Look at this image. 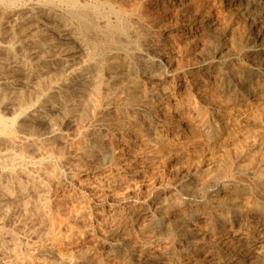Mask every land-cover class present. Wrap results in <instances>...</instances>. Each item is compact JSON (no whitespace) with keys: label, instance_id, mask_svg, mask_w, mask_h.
I'll return each mask as SVG.
<instances>
[{"label":"rangeland","instance_id":"374dc122","mask_svg":"<svg viewBox=\"0 0 264 264\" xmlns=\"http://www.w3.org/2000/svg\"><path fill=\"white\" fill-rule=\"evenodd\" d=\"M22 1H23V3H22ZM29 1L32 2V4H33V2H35L34 4H37V3L43 4V1H45L44 3H48V5L50 7L52 6L53 9L55 8V10H57V8H59L60 11H63L64 13L68 14V10H66L67 9L66 6L64 4H61L60 0H47L48 2L46 0H42V2H41V0L40 1L39 0H28V1L27 0H20V1L18 0V2H17V0H5L4 4L0 6V69H1V67L3 65H5V63H7L6 57L11 54L8 51L10 50V52H12V51L14 52L15 49H16V51L14 53H15V55L17 57L24 58V61H27V62H28L29 59L31 61L33 60L32 62L29 60V63H33L32 65L35 66L34 67L35 70L37 69L35 71L37 75H34L33 77H30L27 80V82H26V79H23L22 77H20L21 80L17 81L13 85H10V86H7V87L6 86L1 87V85H0V112L2 113V114L1 113L0 114L5 118L6 127L12 126L14 128V130H15V139H13V140L10 139L7 136V134H5V133H1L0 134V264H19V263L20 264H42V263L43 264H54L52 258L50 257V255L48 253H54V254L57 253V254H59L60 251L63 254V256H65V257H67L69 259H76V256H78L80 252L93 249L95 247L96 239L98 237H100V235L102 236V233L105 232L106 229H108L109 226L111 227V225H113L114 223L115 224L112 227H116L117 228V230H118V236L117 237H119V239H124L126 237H130V238H133V240H135V242H137L138 244H141V243H143L144 238H142V236H140V235L142 234L143 230L147 227L146 225L148 223V219L150 218L151 213L153 212V209H154V207L156 205L155 201L158 200V199H160V201H168L169 197H170V200H173V203L177 204L179 201H181V199L183 197V195H182V193L180 191V186H181V184H182V182L184 180H189L190 179L189 182L192 181L193 183L195 182V183L199 184L200 189H199V192L197 194L199 196H201L203 194L204 190L207 189L210 186V184L212 183L213 180H215V178H214L215 176H218V177H216V179L225 178V179L232 180L233 183L229 187V190H231V188L233 190L236 189L235 188L236 186H238V189H243L246 192H252L254 190L253 179L251 180V178H252L251 176H253L252 173H250V172L248 174L247 173H245V174L244 173H239L235 169V165L239 164V163L240 164L244 163V166L248 170L251 169V171H254V172H257V173H259V171H261L263 169V168H259L260 166L264 167L263 166L264 165V143H261V142H264V108H263L264 107V92H261V91L257 90L256 86H255V81L252 80L253 87L251 89L250 94L247 95V96H242L239 93V91L237 90V87L233 86V87H230L229 90L228 89L224 90V89H222L223 85L218 80H214V79L210 78V81H208V89L207 90H208L210 95H211V92L213 91V93L215 95L214 94H213L214 96L211 95V98L213 96L212 100L214 99L213 101H215V102L213 104H208V103L202 101L199 98V96L197 95V93H196V86L197 87L200 86L201 81L203 82L204 78L208 79L207 73L203 72L204 71L203 69L205 68V65H201L202 63H201L200 59L208 56L210 54V51L212 50V48L220 43L218 37L212 36V35H209V34H205V35H202L199 39H197V41H193L192 43L188 42L187 41L188 39H186V38H181L179 40L178 37H177V34H175L176 30L174 29V26L176 24V20L175 19H177V17H176L177 14H175L176 12L174 10L170 11L169 8H167L165 5L163 6L162 4L156 3V0H135V1L133 0L134 2H132V0H123V1L119 0L120 3L118 1H116V0H102V1H100V0H84L85 3L90 4L91 7L94 8L95 11H97L96 13L98 15L100 13V16H104L105 14H106L105 16H110L111 19L114 21V23L118 27L117 30H111V31L109 30L107 32L106 31H102L103 33L101 32V34H92L91 33V35L90 34L87 35V39L89 41L88 43H89L90 52L92 54H94V55L91 54L93 56V58L97 57L98 59H101L105 63V65L107 67L115 66V68L119 69V72H120L119 73V77H115L114 79H112L113 83H110V84H106L107 80L104 79V78L103 79H99L101 83H99V80L98 81H96V80L91 81L92 78H94V76H96V75H94L95 74L94 73L95 70H96V74L97 75L102 73L101 72L102 69H100V67H95L96 69L93 68V71L91 69L90 72L86 74V76L88 75L87 78H86V76H85V78H82L83 76L77 77V78H79L81 80H79L76 83V85L74 86V88H73L74 92L71 95V99H73V102L75 104H77L76 106L78 107V109H76L77 108L76 106L74 108L75 104L73 102L72 103H68V104L64 103V104L61 105L62 107L60 106L61 109H59L58 114L54 115L53 116L54 118L52 117L50 119L51 120V122H50V121H48V120H46L44 118H38V117L36 118L34 116H29V115H31V113H29V109H30L29 105L32 107V106H34V104L35 105L40 104L42 102V99L44 98V96L48 92V87H50L49 85L53 84L54 80H55L54 82L58 81V79L61 77V75L63 74V71H61L62 70L61 67L59 65H57L58 64L57 63L58 62L57 58L59 56H61L60 55V54H62L61 50H64L65 47H67L65 49L71 50V48L74 47V44L73 43H71V44L68 43V44H64V46H63V44L51 43L49 37H47V35L45 33V26L43 24L44 23V19L43 18L47 14L45 13V11H41L40 10V11L36 12V14L34 15V16L37 15L38 17L37 16L36 17H30L28 19L27 15H29V12L26 11L28 13L27 14L23 7H24L25 3H30ZM205 1L207 3H203L202 5H199V4L197 5V3L194 2V4L191 5L192 7L190 6L191 13H197L199 11L200 14L204 15V13L206 12L205 16L206 15H211L213 17H215L219 13V15L221 16L219 24H221V23L224 24L225 22L226 23L229 22V21H227V20H229L228 19L229 15L227 13V10H226V8L222 7V5L219 3V0H212L213 2L211 0H205ZM98 2H99V4H98ZM50 3H51V5H50ZM130 3H132V5ZM12 4L14 6H11ZM214 4L215 5L219 4L218 7L216 6L219 9V12L215 11V9L217 11H218V9L215 7ZM20 5L22 6V8H21ZM126 5H127V7H126ZM139 5H141V6H139ZM207 5L209 6V9H208ZM111 6H114V8H113V9H115L114 11H116L119 7H123L124 6L125 9H127V13H123V14L122 13H120V14L119 13H111V11H110L112 9ZM130 6H131V8H130ZM152 6H154V7H152ZM3 7H5V8H3ZM7 7H9V9L13 8V9H16V10H14V12H10ZM149 7H150V9H148ZM151 8H152V10H151ZM200 8H201V10H200ZM206 8H207V11L203 10V9H206ZM220 8H221V10H220ZM17 9H18V11H17ZM129 9H131V10H129ZM143 9H144V11H143ZM137 10H139V11H137ZM149 10L151 12H147ZM211 10H212V12H211ZM23 11H24V13H23ZM222 12L224 14L226 12V14L224 15ZM199 13H197V14H199ZM142 14L144 16H142ZM174 14H175L176 18H174ZM89 15H91L89 17L92 18V20H93V18H94L92 16L93 12H92V14L89 13ZM165 16H166V18H165ZM224 16H225V18H224ZM66 17H67L68 21H71V19L68 16H66ZM117 17H119V18H117ZM114 19H116V20H114ZM41 20H43V22ZM151 20H154V21L152 22ZM158 20L160 21V23H159ZM237 21L238 20L230 21V26H232L231 28L234 30V34H235L234 35V41H237L238 38L241 37L244 34V32H245L244 22H242V20L240 19L239 20L240 24H239V23H237ZM173 22H175V23H173ZM125 23H127V24H125ZM119 24H121V25H119ZM160 24H162V27L159 26ZM135 25H137V26H135ZM142 25H143V27H142ZM155 26H157V27H155ZM237 27L239 29H241V30H239ZM147 28H149V29H147ZM144 29H145V33L143 32ZM151 29H152V31H150ZM146 30H147V32H146ZM136 31H137V33H136ZM153 31H154V33H153ZM117 32H118V36L119 37L117 36ZM126 32H128V33H126ZM132 32H135V33L132 34ZM112 33L113 34L115 33V34L113 35ZM146 33L148 35H150V36L153 33V35L151 37L154 36V38H156V37L160 38V39L162 38L163 42H165V45H166V46H164L166 48L165 49V53H166L167 58L169 59V60L167 59V61H168L169 65H170V67L173 65L170 68V70L172 71V72H170V74L171 73H175V72L178 73L177 71H182V70L185 73V76L183 78L184 79L183 86H181V88L179 89V95H178V99L181 100V101H180V104H179V108L177 110L178 113L175 112L171 116H163V115L159 116L157 114V111H155V109H153L154 111L153 110L152 111L155 112V113L153 114V112L151 111V115H150V117L147 118V120H148L147 122H144V121L140 120V122H141L140 125L142 127H146L148 125L147 123H149V124H151V123L154 124L155 123V126H157L156 128H157V131H158V135H157L158 137L156 135H153V134H151V133H149V132L144 130V131H142V133L141 132L139 133L140 135L138 133H136L137 136H140V138H139V137L136 136L135 133H132L131 130L128 129L127 132H126L127 135L125 133L123 136H121L122 137L121 138L119 135L116 134V130H114V128L112 126H109V127L106 126V124L108 123L109 119L112 122V119H111L112 115L111 114H107V112H109V111H111V110H113L115 108H122V109L125 108L124 110L128 111V112H133V110H137V111L139 110L138 111L139 114H141V112H142L139 109V108H141V105L139 106L138 109L137 108L133 109V106H132V104H134L133 101H131L130 99L124 98L123 95H125V94H123V93H124V91H125V93L128 92V91H132L133 90L132 89L133 85L137 84V83L135 84V81L133 80L134 79L133 76L135 74L134 73L135 72L134 71L135 70L134 66H140L142 61L137 59V58H136L137 60L133 59V58H132L133 59L132 60L131 57H133L135 52H138V51H141V50H145L147 48V46L145 44H147V40H148L147 36L148 35ZM135 35H136V38H132L133 36L135 37ZM169 35H171V36H169ZM99 36H101V37H99ZM102 36H104V37H102ZM150 36H148V37H150ZM208 36H209V39L206 38ZM90 37H91V41L89 39ZM95 37H96V39H95ZM105 37H106V39H105ZM116 37H117V41H116ZM122 37H124V38H122ZM109 38L110 39L113 38V39L110 40ZM120 38L122 39L123 42H121ZM205 38L207 39V41H206ZM236 38H237V40H235ZM101 39H103V40H101ZM184 39H186V40H184ZM43 40L45 42L47 41L46 42L47 44ZM232 41L233 40H231V42ZM105 42H106V45H105ZM109 42H112L113 44L109 43ZM138 42H140V43H138ZM187 42H188V45H187ZM204 42H206V43L209 42L208 43L209 45L205 44ZM211 42L215 43V45H213ZM231 42H230V44H231ZM24 43H26V44L24 45ZM120 43H122V44H120ZM133 43H135L134 46H133ZM72 44H73V46H72ZM230 44L228 45V51H229L228 54H229V56L227 57V59H228L227 62H228V64H231L232 66L230 65L229 67L235 68L237 66L235 64H241V65H243L244 63L247 64V61L244 59L245 58L244 54L243 53H239L237 51V48L232 46L233 44L232 45H230ZM135 45H137V46H135ZM127 46H129V47H127ZM19 48H22V49L20 50ZM28 48H29V50H28ZM207 48H209L208 49L209 51L207 50ZM24 49H27V50H25L26 52L25 51L23 52ZM75 50H76V48L74 47V49L72 48L71 51H72V55L75 56L76 58L78 57L79 59H81L80 57L83 56L82 57L83 59H87L90 56V55H87L84 52L83 53L81 52L79 54L80 51L76 52ZM92 50H96V51H92ZM105 50H107V51H105ZM173 50H175V51H173ZM110 51L111 52L112 51H119V52L121 51V53H123V58H122L121 55L109 58V56L107 54ZM127 51L129 52V54H128ZM198 51L199 52L202 51L200 53V55H199ZM234 51L236 53H234ZM22 52L25 53V54H23ZM19 53H22L23 55L19 54ZM170 53H171V55H170ZM84 55H87V56H84ZM240 57H242V58H240ZM115 58L116 59L118 58V60L113 61V60H115ZM174 60H176V61L174 62ZM41 62H43V63H41ZM29 63H27V64L29 65ZM106 63H108V64H106ZM186 63H187V65H186ZM23 64H25V63L23 62ZM126 64H128V68L124 67V66H126ZM174 64L176 66L179 65L178 66L179 69ZM109 65H111V66H109ZM180 66H182V67H180ZM193 66L195 67V69H194ZM39 67H41V68L39 69ZM115 68L113 70H111V71H115ZM130 69H132V70H130ZM200 69H201V71H200ZM125 70H127V74H129V71H130V74H129L130 76H128L125 73L126 72ZM194 71H195V73H194ZM90 73H92V74H90ZM180 73H182V72H180ZM210 73H212V72H210ZM126 76H128V77H126ZM124 78H125L126 81H123V83H120V82H122V80H124ZM94 81H96V83ZM198 81L200 83H198ZM116 82L117 83L119 82V83L117 84ZM129 82H131V83H129ZM138 83L139 84H137V85H139V87L141 86L140 89L142 87H144V85H145L144 82H142L143 83V85H142L141 81L138 82ZM130 84H131V86H130ZM88 85L91 86L92 88L90 87L91 89H88V87H89ZM93 85H95V88L93 87ZM190 85H191V87H190ZM211 86H213V88ZM93 88H94V90H93ZM100 88L102 89V91H101ZM43 89H44V92H42ZM83 89H85L84 92H82ZM193 89H195V90H193ZM89 90L90 91L92 90L91 91L92 94L90 93ZM40 91H41V93H40ZM103 91H105V92H103ZM109 91L112 93V96H110L111 93ZM116 91H118V92H116ZM34 92H36V93H34ZM106 92H108L110 95L108 93H106ZM220 92H221V94H220ZM105 93L108 94V96H106ZM120 93L123 94V95H120ZM185 93H186V95H185ZM88 94H90V95H88ZM98 94H100V95H98ZM81 95L83 97H81ZM33 96H35L36 99H33L34 98ZM120 96H121V98H120ZM95 97L98 99V101H97V99L95 100ZM218 97L220 98L219 100H218ZM31 98H32V100H31ZM182 98H184V99H182ZM91 99L92 100L94 99V100L92 101ZM135 99L137 101H139L140 104H143V105L148 104V102H146L145 100H142V99L140 100V98H135ZM88 100H89V102H88ZM121 100L123 102H121ZM183 100H184V102H183ZM253 100H254V102H253ZM255 100H257V102ZM110 101H111V103H110ZM116 101H118V102H116ZM193 101H194V103H193ZM237 101H238V103H237ZM84 102H86L87 104L85 103V105H84ZM95 102H96V104H95ZM185 102H186V105H185ZM201 102H203L204 104L202 105ZM25 103H27V104H25ZM104 103H105V105H103ZM121 103H123V104H121ZM205 103H206V105H205ZM113 104H114V106H113ZM120 104L122 105V107H121ZM187 104H190L191 106H189ZM192 104H194V107H193ZM68 105H70V107ZM81 105L84 106V107H82ZM86 105H88L87 106L88 108L85 107ZM260 105H261V107H260ZM63 106H65L64 107L65 109L63 108ZM246 106H248V107H246ZM253 106L255 107V109H254ZM66 107H67V109H66ZM89 107L91 108L92 111L89 109ZM101 107L104 108V109H102ZM5 108H7L9 110V112H5ZM69 108H71V109H69ZM85 108H86V111H84ZM246 109H247V111H246ZM3 110H4V112H3ZM259 110L261 111L262 114L260 113ZM100 111H101L102 115H101ZM213 111L217 112L218 114H221L225 118L226 122H228V124L226 123L225 125H220V124L216 123L218 114H214ZM233 111H234V113H233ZM60 112H63V113H61V115L59 116ZM79 112H80V114H79ZM82 112H83V114H82ZM96 112H97V115H95ZM70 113H72V114L75 113V115L73 114V116H72V114H70ZM88 113H90V114H88ZM253 113H254V115H253ZM87 114H88L89 117L87 116ZM91 114H92V116H90ZM179 114H180V116H179ZM187 114H190L191 119H190V116L187 115ZM246 114H247V116H246ZM250 114H251V116H250ZM255 114H257L256 115L257 117L255 116ZM10 117H12L11 120L12 119H14V120L11 121L9 119ZM26 117H27V119H26ZM108 117H110V118L107 119ZM179 117H181V118H179ZM183 117H184V119H183ZM204 117H206V118H204ZM248 117H249V119H248ZM62 118H63V120H62ZM250 118L253 119L252 122H251ZM187 119L188 120L190 119V120L187 122ZM234 119H236V123L233 122ZM105 120L107 121V123H106ZM176 120L178 122L179 121L180 122L178 123ZM245 120L248 121V122H246ZM26 121L27 122L29 121V122L27 123ZM114 121H115V119H114ZM174 121H175V123H174ZM230 121H231V123H230ZM13 122H15V123H13ZM18 122H19V124H18ZM196 122H197V124H196ZM238 122H239V124H238ZM48 123L50 125H48ZM247 123H249V124H247ZM7 124L10 125V126H8ZM188 124H190V126ZM16 125H17V127H16ZM171 125H172V127H171ZM205 126L208 127V128H206ZM176 127H178V128H176ZM261 129H263V130L261 131ZM183 130H185V131H183ZM199 130H200V132H199ZM83 131L85 132L86 135L84 134ZM94 131H95V133H94ZM96 131H97V133H96ZM216 131L219 132V133H217ZM148 133H149V135H148ZM208 133H210V134H208ZM221 133L222 134L224 133V134L222 135ZM105 134L107 136H105ZM253 134L256 135V136H253ZM4 136H6V137H4ZM62 136H64V137H62ZM101 136H102V138H101ZM79 137H81V138H79ZM175 137H177V138H175ZM185 137H187V138H185ZM4 138H6V139H4ZM84 138L86 140L85 143H84V140H83ZM119 138L121 139L122 143L123 142L124 143L125 142H129L130 145L129 146L122 145L120 147L122 149L119 148L120 151L118 150V153L121 152V153L118 154V157L121 156V157H119V160H118V157H115L114 159H109V158H112V150H113V143L112 142H115L116 139H119ZM254 138H255V140H253ZM110 139H112V140H110ZM244 139H246V140H244ZM81 141H82V143H81ZM90 142L91 143L93 142V143L91 144ZM72 143L75 144V145H72ZM105 143H107L108 145L107 144L105 145ZM110 143H111V145H109ZM244 144H246V145L244 146ZM254 144H255V146H254ZM75 146H77V147H75ZM242 146H244V147H242ZM102 147L103 148L107 147L108 149L107 148L103 149ZM135 147L136 148L138 147V148L136 149ZM140 147H141V149H140ZM79 148H80V150H79ZM84 148H87V149H84ZM96 149H98V150H96ZM247 149L249 151H246ZM91 150L93 151L92 154L90 152ZM108 150H109V153H107L108 155L107 154L105 155V153H106L105 151H108ZM253 150H254L256 155L254 154ZM259 150H260V152H259ZM82 151H84V152L82 153ZM86 151L87 152L89 151V152L87 153ZM99 151L102 152V153H100ZM128 151H129V153H128ZM132 151H134V152L132 153ZM232 151H234V152H232ZM24 153H25V155H24ZM122 153H123V155H122ZM245 153H246V155H245ZM97 154H98V156H97ZM101 154H103V157H102ZM240 154L242 156H240ZM247 154H248V156H247ZM260 154H262V157H260ZM39 155L40 156L42 155V157H39ZM44 155H46V156H44ZM232 155H233V157H232ZM30 156H33V158L35 156L36 157L33 159ZM84 156H86L87 158L84 157ZM107 156H108V158H107ZM101 157L103 159L107 158L108 160L107 159L103 160ZM253 157L255 158V160H253L254 159ZM37 158H39V159L37 160ZM80 158H82L83 160H81ZM239 158H240L241 161L239 160ZM247 158L248 159L250 158L249 161H248ZM71 159H72V161H71ZM87 159L91 160L92 163H91V161H88ZM232 159H235V160H232ZM245 159H246V161H245ZM257 159H258V161H256ZM32 160H33V162H32ZM85 160L88 161V163ZM106 160H107V162H106ZM126 160L129 161V162H127ZM68 161H70V162H68ZM78 161H79V163H78ZM82 161H84V162H82ZM221 161H223V163H221ZM251 161H252V163H251ZM67 162H68V164H67ZM124 162H126V163H124ZM211 162L213 164L215 163L214 164L215 166ZM218 162L220 163V165L222 167L224 166L225 170L219 165ZM248 162H249V165H248ZM261 162H263V163H261ZM42 164H43V167H42ZM54 164H56V165H54ZM75 164H77L76 167H75ZM19 165H21V166L23 165V166L21 167ZM63 165H64V167H63ZM89 165H90V167H89ZM126 165L129 166L130 168L127 167ZM207 165H208V167L211 168L208 173L200 171L205 166L207 167ZM248 166H250V169H249ZM65 167L66 168H70V169H66ZM72 167L75 168L76 170L73 169ZM77 167H79V168H77ZM125 167H127L126 168L127 171L125 170ZM131 167H133V168H131ZM217 167L219 168V170H218ZM52 168L54 169L55 172H52L53 171ZM104 168H105V170H104ZM86 169H88V170H86ZM108 170L110 172H108ZM257 170H259V171H257ZM69 172H71V175H69L70 174ZM125 172H128V173H125ZM55 173L57 175H55ZM191 173H193V174H191ZM90 174H92V175H90ZM205 174H207V175H205ZM210 174H215V176L212 178V176ZM223 174H226V175H223ZM243 174H244V176H243ZM94 175H96V176H94ZM209 175L211 176V179H212L210 181V183H209V178L210 177H207L205 179V177L209 176ZM229 175H230V177H229ZM202 176H205V177H202ZM91 177H92V180H91ZM196 177L199 180H201L202 182H199ZM117 178H118V180H116ZM181 178H182V180H180ZM98 179H100V181ZM123 179H125V180H123ZM74 180H75V182H72ZM133 180H135V181L137 180V181L135 182ZM234 180H235V182H234ZM236 181H237V183H236ZM39 182L41 183L42 186L39 185L40 184ZM64 182H66V184L64 186L63 191L60 192V190H59V192H60L59 196L62 194L61 195L62 196V200L65 203L62 202L63 203L62 204V210H60V211L57 210L56 211L55 207L52 205L53 202H51L50 200L45 198V193H47L48 191L53 189L54 186H52V185H59V183L63 184ZM90 182H92L91 184H93V182H94V184L91 185V184H89ZM125 182H127V185H125L126 184ZM133 182L135 183L134 184L135 185L134 188H133ZM18 183H20V184H18ZM45 183H47V184H45ZM68 183H69V185H68ZM95 184H97L98 187ZM120 184H121L122 188H120ZM177 184L179 185V187H178ZM102 185L103 186L105 185L106 187L105 186L102 187ZM128 185H129V188L130 187L132 188V190H131V188L130 189L128 188ZM24 186H25V188H24ZM125 186H127V187H125ZM175 186L178 187V188H176ZM243 187H245L246 189L243 188ZM135 189H136V192H135ZM18 190H20V191H18ZM39 191L40 192L42 191L43 193L42 192L40 193ZM68 191H69V193H68ZM119 191H122V192H119ZM169 191L170 192L172 191V192H175V193H172V192L169 193ZM105 192H107V193H105ZM78 193H79V195H78ZM115 193L118 196L121 193L120 194L121 196H119L120 199H118L119 197ZM111 194L112 195L115 194L117 196V199L115 200L116 196L115 195L112 196ZM26 195L27 196L29 195V197H25ZM63 195L65 197V200H64ZM81 195H82V197H81ZM127 195H128V197H127ZM159 195H162V197H160ZM41 196L42 197L44 196V197L41 198ZM61 196H60V198H61ZM66 196H68V197H66ZM171 196H173L175 198L173 199V197H171ZM97 197H98L99 200L97 199ZM122 197H124L126 199H123ZM151 197H153V198H151ZM166 197H168V198H166ZM21 198H23V199H21ZM36 199H38V200H36ZM1 200H3V201H1ZM84 200H86L87 202L84 201ZM74 201H75V203H73ZM77 201H79V202L81 201V203H78ZM111 201L113 202V204H112ZM243 202L246 203V204L243 205V207L241 206L242 208L240 207L239 209L242 210L241 212L245 214V212H246L245 208H246L247 204L250 201H247L248 202L247 203L244 200ZM42 203H43V205H41ZM126 203H128V204H126ZM250 203H249V205H250ZM38 204L41 207H39V206L37 207ZM120 205H121V207H120ZM225 205L226 204H225V202L223 200V206H221V207H225ZM98 206H100V207H98ZM44 207H46L47 210ZM132 207L134 209H131ZM127 208H128V210H127ZM203 210L204 209L199 207V209H197L195 211L196 213H194L192 215L196 216L197 218H200L202 215H204L203 214ZM43 211H44V213H43ZM94 211H95V213H94ZM68 212H69V214H68ZM49 213H50V215H49ZM109 213H110V215H109ZM57 214H59L60 216L57 215ZM112 214H113V217H112ZM118 214H119V216H118ZM167 214L170 217V220H169L170 221V223H169L170 224V228L166 232L167 236L164 233H161V235L164 234L165 237H164V235H162V236L164 238H166V243L164 244L163 248H164V250H167L170 247L169 250L171 249L170 250L172 252L171 255L174 256V258H175L177 256L178 252L180 251V249H182L185 246V242H184V240H182L183 237H181L180 233L178 232V230L175 227V220L174 219H176L177 211L174 210V209H170V211ZM71 215L73 216L72 219H71ZM143 215H144V217H143ZM245 215H246V221L247 222L252 220L253 215H251V213L248 212V214H245ZM42 216H43L44 219H42ZM55 216H56V218H55ZM57 216H59V218ZM80 216L82 217V220H81ZM98 216H100V217H98ZM62 218H63V220H62ZM97 218L98 219L100 218L99 221H98ZM143 218H145V219H143ZM59 219H61V220H59ZM117 219H118V221H117ZM50 220H52V221H50ZM70 220H71V223H70ZM101 220H104L105 222H102ZM109 220H111L113 222H111ZM124 220H126V223H125ZM143 221H145V222H143ZM189 221H187V223L189 225L187 224L186 226H188L189 229H194L195 228L194 223L192 221H190V223H189ZM49 222L51 224H49ZM57 222H60V224L57 223ZM65 222H66V224H65ZM75 222H76V224L78 223L77 226H76ZM80 222L82 224H80ZM98 222H99V224H98ZM139 222L141 223L142 227H141ZM47 224H49V225H47ZM54 224H56V225H54ZM173 224H174V226H173ZM126 225H128V226H126ZM86 226H88V227H86ZM90 226L93 227V228H91ZM129 226H130V228H129ZM15 227L17 228V230H16ZM45 228H47V229H45ZM54 229H56V230H54ZM26 231H28V232H26ZM53 231L55 233H52ZM85 231H87V232H85ZM122 231L123 232L125 231V232L123 233ZM98 232H100V233H98ZM121 233H123L122 234L123 236L121 235ZM55 234H57V235H55ZM24 235H26V236H24ZM58 235L59 236L62 235V236L58 237ZM131 235H133V236H131ZM8 236H10V237H8ZM21 236H23V237H21ZM87 236H88V238H87ZM69 237H70V239H67ZM84 237H85V239H84ZM169 237L172 240H169ZM77 238H78V240H77ZM86 238H87V240H86ZM2 239H3V241H2ZM40 239H42V240H40ZM66 240H68V241H66ZM92 240H93L94 243L92 242ZM11 242H12V244H11ZM79 242H80L81 246L79 245ZM3 243H5V244H3ZM2 244H3V246H2ZM27 244H32L34 246V248L32 247V248L29 249ZM7 245H8V247H7ZM55 245H57V246H55ZM83 245H85V246H83ZM163 248H162V250H163ZM17 249H19L20 251H18ZM30 250H31V253H30ZM40 254H42L44 256H42ZM72 255H73V257H72ZM26 256H29V257L26 258ZM261 257H262V259H261ZM34 258H37V259H34ZM259 258H260V260H259ZM259 258L256 259L255 261L253 260L252 264H254V263L255 264H264V253ZM19 261H21V262H19Z\"/></svg>","mask_w":264,"mask_h":264},{"label":"bare ground","instance_id":"6f19581e","mask_svg":"<svg viewBox=\"0 0 264 264\" xmlns=\"http://www.w3.org/2000/svg\"><path fill=\"white\" fill-rule=\"evenodd\" d=\"M5 0H0V6L4 4ZM20 1V0H19ZM28 1V0H27ZM40 1V0H39ZM47 1V0H46ZM102 1V0H100ZM99 1V2H100ZM119 2V0H116ZM123 1V0H121ZM135 1V0H134ZM132 0V2H134ZM205 0H156V3L162 4L163 6L165 5L167 8H169V10L171 11H175L177 14V19L176 20V24L174 26V29L176 30L175 34H177L178 39L180 40L181 38H186L188 39L187 41L192 43L193 41H197V39H199L202 35L205 34H209L212 36H216L219 39V44L214 46L212 48V50L210 51V54L201 60V65H205V68L203 69L205 73H207V77L208 79L204 78L203 82L201 81L200 86H196V93L199 96V98L208 103V104H213L215 101L212 100L213 96L215 95L213 93V91L211 92V95L208 92V81H210V78L214 79V80H218L222 85L223 88L222 89H230V87H237V90L239 91V93L242 96H247L250 94L251 89L253 87V83L252 80L255 81V86L256 89L264 92V0H219V3L222 5V7L226 8L227 13H228V19L227 21L229 22H225L224 24H219V21L221 19V16L219 15V13L213 17L211 15H206L205 13L204 15L200 14L199 11L197 13H191L190 10V6L192 4H194V2L197 3V5H202L203 3H207ZM212 1V0H211ZM18 2V0H17ZM30 2V1H29ZM42 2V0H41ZM45 1H43V4H34L35 2H30V3H25L24 5V9L25 12L28 11L29 15L28 19L30 17H36L34 16L36 14V12L38 11H45V13L47 14L43 19H44V26H45V33L47 35V37H49L50 42L51 43H58V44H68V43H73L74 47L76 48V52H79V54L82 52L86 53L87 55H90L87 59H83L82 57H80L81 59H79L78 57L76 58L75 56L72 55V48L74 49V47L71 48V50H67L64 48V50H61L62 54H60L61 56H59L58 59V64L61 67V71H63V74L61 75V77L58 79V81L54 82L53 84L49 85L50 87H48V92L47 94L44 96V98L42 99V102L40 104H37L34 106H30L29 109V113H31V115L29 116H34V117H38V118H44L48 121L51 122V118L58 114V111L60 108V106L64 103H72L73 99H71V95L73 94V88L76 85V83L81 80L77 77H81L85 78L86 74L90 72V70L95 67H100V69H102V73L100 74H96V70H95V74L96 76H94V78H92L91 81L96 80L98 81L99 79H106V84H110L113 83L112 79H114L115 77H119V69L115 68V66L112 67H107L105 65V63L101 60L98 59L97 57L93 58L90 49H89V41L87 39V35H91L92 34H101L102 31H111V30H117L118 27L117 25L114 23V21L111 19L110 16H100L96 13L97 11L94 10V8L91 7L90 4H87L84 2V0H60L61 4H64L66 6V10H68V14L64 13L63 11H60L59 8H57V10H55V8L53 9L52 6L50 7L48 5V3H44ZM48 2V1H47ZM52 2V1H51ZM97 2V1H96ZM98 2V4H99ZM129 2V1H128ZM209 2V1H208ZM213 2V1H212ZM14 3V2H13ZM23 3V1H22ZM21 3V4H22ZM57 3V2H56ZM116 3V2H115ZM120 3V2H119ZM124 3V2H123ZM195 3V4H196ZM218 3V2H217ZM216 3V4H217ZM112 4V3H111ZM132 5V3H130ZM137 4V3H136ZM212 4V3H211ZM17 5V4H16ZM51 5V3H50ZM54 5V4H53ZM104 5V4H103ZM119 5V4H118ZM123 5V4H122ZM125 5V4H124ZM215 5V4H214ZM219 5V4H218ZM218 5H215V7ZM11 6H14L13 4ZM19 6V5H18ZM21 6V5H20ZM55 6V5H54ZM58 6V5H57ZM129 6V5H128ZM141 6V5H139ZM158 6V5H157ZM161 6V5H160ZM194 6V5H193ZM208 6V5H207ZM10 7V6H9ZM9 7H7L9 9ZM16 7V6H15ZM63 7V6H62ZM124 7V6H123ZM119 7L116 11H114L115 9L114 6H111V13H127V9H125V7ZM127 7V5H126ZM154 7V6H152ZM192 7V6H191ZM203 7V6H202ZM201 7V8H202ZM216 7V8H217ZM220 7V6H219ZM5 8V7H3ZM22 8V6H21ZM131 8V6H130ZM166 8V9H167ZM195 8V7H194ZM200 8V10H201ZM205 8V7H204ZM211 8V7H210ZM133 9V8H132ZM140 9V8H139ZM147 9V8H146ZM150 9V7L148 8ZM156 9V8H155ZM164 9V8H163ZM162 9V10H163ZM209 9V6H208ZM218 9V8H217ZM3 10V9H2ZM13 8H10L9 11L10 12H14ZM131 10V9H129ZM152 10V8H151ZM168 10V9H167ZM207 11L206 9H203ZM221 10V8H220ZM18 11V9H17ZM16 11V12H17ZM58 11V12H57ZM103 11V10H102ZM139 11V10H137ZM144 11V9H143ZM161 11V10H160ZM164 11V10H163ZM216 12H219L215 9ZM93 12V20L92 18H90L89 13L92 14ZM142 12V11H141ZM147 12H151L150 10ZM153 12V11H152ZM162 12V11H161ZM210 12V11H209ZM212 12V10H211ZM24 13V11H23ZM22 13V14H23ZM27 13V12H26ZM41 13V12H40ZM145 13V12H144ZM164 13V12H163ZM167 13V12H166ZM170 13V12H169ZM172 13V12H171ZM223 13V12H222ZM28 14V13H27ZM38 14V13H37ZM162 14V13H161ZM160 14V15H161ZM174 14V18L175 17ZM211 14V13H210ZM213 14V13H212ZM224 14V13H223ZM226 14V12H225ZM224 14V15H225ZM65 15V16H64ZM109 15V14H108ZM115 15V14H114ZM118 15V14H117ZM126 15V14H125ZM124 15V16H125ZM168 15V14H167ZM166 15V16H167ZM171 15V14H170ZM215 15V14H214ZM42 16V15H41ZM68 16L71 21H68L67 17ZM119 16V15H118ZM141 16V15H140ZM142 16H144L142 14ZM146 16V15H145ZM154 16V15H153ZM164 16V15H163ZM165 16V18H166ZM26 17V16H25ZM38 17V16H37ZM122 17V16H121ZM152 17V16H151ZM150 17V18H151ZM161 17V16H160ZM172 17V16H171ZM170 17V18H171ZM27 18V17H26ZM119 18V17H117ZM130 18V17H129ZM148 18V17H147ZM154 18V17H153ZM225 18V16H224ZM242 20V22H244V26H245V32L244 34L238 38L235 39L237 41H234V30L231 28L232 26H230V21L233 20H238L237 23H239V20ZM116 20V19H114ZM166 20V19H165ZM169 20V19H168ZM40 21V20H39ZM43 22V20H41ZM152 22L154 20H151ZM159 21V20H158ZM163 21V20H162ZM226 21V20H225ZM25 22V21H24ZM125 22V21H124ZM131 22V21H130ZM137 22V21H136ZM140 22V21H139ZM170 22V21H169ZM133 23V22H132ZM160 23V21H159ZM175 23V22H173ZM127 24V23H125ZM148 24V23H147ZM240 24V23H239ZM20 25V24H19ZM121 25V24H119ZM134 25V24H133ZM141 25V24H140ZM151 25V24H150ZM169 25V24H168ZM171 25V24H170ZM236 25V24H235ZM238 25V24H237ZM137 26V25H135ZM159 26L162 27V24H160ZM165 26V25H164ZM163 26V27H164ZM43 27V26H42ZM143 27V25H142ZM157 27V26H155ZM146 28V27H145ZM238 28V27H237ZM149 29V28H147ZM157 29V28H156ZM239 29V28H238ZM43 30V29H42ZM141 30V29H140ZM158 30V29H157ZM160 30V29H159ZM241 30V29H239ZM138 31V30H137ZM136 31V33H137ZM152 31V29L150 30ZM244 31V30H243ZM105 32V33H106ZM113 32V31H112ZM125 32V31H124ZM123 32V33H124ZM145 33V29L143 31ZM147 32V30H146ZM103 33V32H102ZM104 33V34H105ZM128 33V32H126ZM135 32H132V34ZM142 33V32H141ZM154 33V31H153ZM153 33L151 34V36L153 35ZM108 34V33H107ZM113 34V33H112ZM115 34V33H114ZM113 34V35H114ZM147 34V33H146ZM120 35V34H119ZM127 35V34H126ZM125 35V36H126ZM148 35V34H147ZM162 35V34H161ZM160 35V36H161ZM237 35V34H236ZM239 35V34H238ZM241 35V34H240ZM95 36V35H94ZM109 36V35H108ZM107 36V37H108ZM117 36H118V32H117ZM150 36V35H148ZM147 40V44H145L147 46V48L145 50H141L138 52H135L133 57H131V59H139L141 60V64L140 66H134L135 67V74L133 76V80L135 81V84H139L138 82L141 81L144 82V87H142L140 89L139 85H133V90L132 91H128L123 94L120 93V95H123L124 98L130 99L131 101H133L134 104H132L133 109L135 108H139V106L141 105V108H139L142 112L141 114L138 113L137 110H133V112H128L125 111L122 108H115L109 112H107V114H111V119L112 122L110 121V117H108V123L106 121V126H112L114 128V130H116V134L119 135L120 137L123 136L128 129L131 130L132 133H142V131H147L153 135H158V131H157V126H155V123H147L148 125L146 127H142L140 124V120L147 122V118L150 117L151 115V111L153 109H155V111H157V114L163 115V116H171L173 113L177 112L178 108H179V104L180 101L178 99V95H179V89L181 88V86H183V82H184V76L185 73L182 71H177L178 73H171L172 72L170 70V67L168 61H167V56L165 53V42H163V39L161 38H154L153 37H148ZM164 36V35H163ZM171 36V35H169ZM168 36V37H169ZM101 37V36H99ZM104 37V36H102ZM110 37V36H109ZM119 37V36H118ZM127 37V36H126ZM167 37V38H168ZM40 38V37H39ZM42 38V37H41ZM124 38V37H122ZM129 38V37H128ZM132 38H136L133 36ZM173 38V37H172ZM175 38V37H174ZM209 39V36L206 37ZM205 38V39H206ZM43 39V38H42ZM45 39V38H44ZM91 41V37L89 38ZM94 39V38H93ZM96 39V37H95ZM106 39V37H105ZM108 39V38H107ZM110 39V38H109ZM113 39V38H111ZM110 39V40H111ZM121 39V38H120ZM140 39V38H139ZM170 39V38H169ZM184 39V40H186ZM103 40V39H101ZM119 40V39H118ZM142 40V39H141ZM231 40H233L231 42ZM44 41V40H43ZM99 41V40H98ZM97 41V42H98ZM116 41H117V37H116ZM115 41V42H116ZM175 41V40H174ZM203 41V40H202ZM207 41V39H206ZM217 41V40H216ZM45 42V41H44ZM47 42V41H46ZM45 42V43H46ZM49 42V41H48ZM113 42V41H112ZM109 42V43H112ZM120 42V41H119ZM121 42L122 39H121ZM136 42V41H135ZM167 42V41H166ZM180 42V41H179ZM187 42V45H188ZM214 42V41H213ZM231 42V44H230ZM94 43V42H93ZM129 43V42H128ZM140 43V42H138ZM142 43V42H141ZM205 44L209 45L208 43L204 42ZM212 43V42H211ZM218 43V42H217ZM216 43V44H217ZM26 43H24L25 45ZM44 44V43H43ZM47 44V43H46ZM72 44V46H73ZM91 44V43H90ZM98 44V43H97ZM101 44V43H100ZM113 44V43H112ZM122 44V43H120ZM124 44V43H123ZM130 44V43H129ZM135 43H133L134 46ZM194 44V43H193ZM213 45H215V43H212ZM232 45L235 48H237V51L239 53H243L244 54V59L247 61V64H235L237 65L235 68H231L229 67L231 64H228V59L227 57L229 56V51H228V45ZM18 45V44H17ZM94 45V44H93ZM106 45V42H105ZM117 45V44H116ZM185 45V44H184ZM20 46V45H19ZM39 46V45H38ZM104 46V45H103ZM132 46V45H131ZM137 46V45H135ZM15 47V46H14ZM13 47V48H14ZM62 47V46H61ZM60 47V48H61ZM92 47V46H91ZM96 47V46H95ZM112 47V46H111ZM118 47V46H117ZM129 47V46H127ZM140 47V46H139ZM172 47V46H171ZM170 47V48H171ZM180 47V46H179ZM182 47V46H181ZM187 47V46H186ZM231 47V46H230ZM12 48V49H13ZM26 48V47H25ZM70 48V47H69ZM100 48V47H99ZM98 48V49H99ZM114 48V47H113ZM124 48V47H123ZM142 48V47H141ZM178 48V47H177ZM211 48V47H210ZM7 49V48H6ZM5 49V50H6ZM10 49V48H9ZM20 50L22 48H19ZM96 49V48H95ZM109 49V48H108ZM132 49V48H131ZM137 49V48H136ZM181 49V48H180ZM209 48H207L208 50ZM27 50L24 49L23 52ZM29 50V48H28ZM97 50V49H96ZM96 50H92V51H96ZM111 50V49H110ZM114 50V49H113ZM128 50V49H127ZM172 50V49H171ZM4 51V50H3ZM12 51V50H11ZM16 51V49H15ZM14 51V52H15ZM18 51V50H17ZM74 51V52H75ZM102 51V50H101ZM107 51V50H105ZM126 51V50H125ZM133 51V50H132ZM175 51V50H173ZM185 51V50H184ZM189 51V50H188ZM200 51V50H199ZM198 51V52H199ZM209 51V50H208ZM9 53H11L9 56L6 57V61L7 63H5V65H3L0 69V85L1 87L3 86H10L15 84L17 81H20L22 77L23 79L27 80L30 77H33L36 74V70H35V66H33V63H29L27 61H24V58H19L15 55V53L12 51L10 52V50L8 51ZM19 52V51H18ZM22 52V53H23ZM26 52V51H25ZM75 52V53H76ZM98 52V51H97ZM124 52V51H123ZM128 52V51H127ZM202 52V51H201ZM199 52V55L200 53ZM232 52V51H231ZM19 53V54H22ZM106 53V52H105ZM108 53V52H107ZM234 53H236L234 51ZM7 54V53H6ZM25 54V53H23ZM22 54V55H23ZM92 54V55H91ZM96 54V53H95ZM102 54V53H101ZM129 54V52H128ZM189 54V53H188ZM31 55V54H30ZM75 55V54H74ZM84 55V56H87ZM99 55V54H98ZM110 57H116V56H122L123 58V53H121V51H110L107 54ZM171 55V53H170ZM198 55V54H197ZM206 55V54H205ZM21 56V55H20ZM25 56V55H24ZM23 56V57H24ZM79 56V55H78ZM231 56V55H230ZM26 57V56H25ZM30 58V57H29ZM184 58V57H183ZM242 58V57H240ZM103 59V58H102ZM108 59V58H107ZM125 59V58H124ZM129 59V58H128ZM132 59V60H133ZM136 59V60H137ZM104 60V59H103ZM118 60V58L113 61ZM121 60V59H120ZM169 60V59H168ZM171 60V59H170ZM31 61V60H30ZM33 61V60H32ZM31 61V62H32ZM105 61V60H104ZM112 61V62H113ZM172 61V60H171ZM176 60H174L175 62ZM182 61V60H181ZM193 61V60H192ZM233 61V60H232ZM23 62L25 64H23ZM40 62V61H39ZM120 62V61H119ZM124 62V61H123ZM134 62V61H133ZM139 62V61H138ZM194 62V61H193ZM231 62V61H230ZM29 63V65L27 64ZM43 63V62H41ZM121 63V62H120ZM119 63V64H120ZM131 63V62H130ZM55 64V63H54ZM108 64V63H106ZM111 64V63H110ZM117 64V63H116ZM118 64V65H119ZM122 64V63H121ZM171 64V63H170ZM175 65V64H174ZM187 65V63H186ZM197 65V64H196ZM37 66V65H36ZM111 66V65H109ZM117 66V65H116ZM176 66V65H175ZM179 66V65H178ZM176 66V67H178ZM184 66V65H183ZM232 66V65H231ZM128 68V64H126V66ZM130 67V66H129ZM182 67V66H180ZM185 67V66H184ZM183 67V68H184ZM194 67V66H193ZM41 67H39L40 69ZM115 68V71H111ZM96 69V68H95ZM125 69V68H124ZM176 69V68H175ZM179 69V67H178ZM182 69V68H181ZM195 69V67H194ZM132 70V69H130ZM197 70V69H196ZM39 71V70H38ZM99 71V70H98ZM126 71V72H125ZM124 72L127 74V70H125ZM201 71V69H200ZM182 72V73H180ZM190 72V71H189ZM212 72V73H210ZM99 73V72H98ZM180 73V74H179ZM195 73V71H194ZM204 73V74H205ZM92 74V73H90ZM130 74V71H129ZM129 74H127L128 76H130ZM133 74V73H132ZM122 75V74H121ZM120 75V76H121ZM193 75V74H192ZM88 76V75H87ZM86 76V78H87ZM126 76V77H128ZM195 76V75H194ZM132 77V76H131ZM189 77V76H188ZM90 78V79H91ZM192 78V77H191ZM200 78V77H199ZM127 79V78H126ZM129 80V79H128ZM199 80V79H198ZM86 81V80H85ZM96 81H94L96 83ZM105 81V80H104ZM115 81V80H114ZM121 81V80H120ZM123 81H126L125 78ZM132 81V80H131ZM190 81V80H189ZM192 81V80H191ZM88 82V81H87ZM90 82V81H89ZM186 82V81H185ZM50 83V82H49ZM93 83V82H92ZM91 83V84H92ZM94 83V84H95ZM99 83L100 80H99ZM104 83V82H103ZM117 83V82H116ZM119 83V82H118ZM117 83V84H118ZM128 83V82H127ZM131 83V82H129ZM133 83V82H132ZM198 83H200L198 81ZM217 83V82H216ZM87 84V83H86ZM90 84V83H89ZM48 85V84H47ZM79 85V84H78ZM143 85V83H142ZM89 86V85H88ZM101 86V85H100ZM104 86V85H103ZM106 86V85H105ZM108 86V85H107ZM116 86V85H115ZM131 86V84H130ZM254 86V87H255ZM91 86L88 87V89ZM93 87L95 88V85H93ZM109 87V86H108ZM119 87V86H118ZM185 87V86H184ZM191 87V85H190ZM213 88V86H211ZM85 88V87H84ZM93 88V90H94ZM103 88V87H102ZM110 88V87H109ZM108 88V89H109ZM76 89V88H75ZM80 89V88H79ZM86 89V88H85ZM82 92H84V90ZM101 89V88H100ZM107 89V88H106ZM116 89V88H115ZM125 89V88H124ZM183 89V88H182ZM217 89V88H216ZM255 89V90H256ZM98 90V89H97ZM110 90V89H109ZM190 90V89H189ZM195 90V89H193ZM38 91V90H37ZM46 91V90H45ZM90 91V90H89ZM88 91V92H89ZM92 91V90H91ZM90 91V93H91ZM102 91V89H101ZM186 91V90H185ZM210 91V90H209ZM42 92H44V89L42 90ZM86 92V91H85ZM99 92V91H98ZM105 92V91H103ZM110 92V91H109ZM118 92V91H116ZM187 92V91H186ZM192 92V91H191ZM194 92V91H193ZM219 92V91H218ZM222 92V91H221ZM220 92V94H221ZM36 93V92H34ZM41 93V91H40ZM94 93V92H93ZM108 93V92H106ZM105 93V94H106ZM111 93V92H110ZM190 93V92H189ZM234 93V92H233ZM259 93V92H258ZM83 94V93H82ZM92 94V93H91ZM109 94V93H108ZM108 94H106V96H108ZM117 94V93H116ZM183 94V93H182ZM188 94V93H187ZM217 94V93H216ZM229 94V93H228ZM260 94V93H259ZM258 94V95H259ZM33 95V94H32ZM37 95V94H36ZM39 95V94H38ZM75 95V94H74ZM87 95V94H86ZM90 95V94H88ZM96 95V94H95ZM100 95V94H98ZM102 95V94H101ZM104 95V94H103ZM110 95V94H109ZM186 95V93H185ZM257 95V96H258ZM112 96V93L111 95ZM109 96V97H110ZM114 96V95H113ZM119 96V95H118ZM182 96V95H181ZM188 96V95H187ZM219 96V95H218ZM224 96V95H223ZM228 96V95H227ZM232 96V95H231ZM33 99H36L35 96H33ZM80 97V96H79ZM78 97V98H79ZM81 97H83L81 95ZM80 97V98H81ZM97 97V96H96ZM95 97V100L97 99ZM102 97V96H101ZM220 97V96H219ZM218 97V100L220 99ZM238 97V96H237ZM94 98V97H93ZM121 98V96H120ZM119 98V99H120ZM123 98V97H122ZM135 98H140V100H145L146 102H148V104H140L139 101H137ZM185 98V97H184ZM182 98V99H184ZM193 98V97H192ZM223 98V97H222ZM239 98V97H238ZM252 98V97H251ZM259 98V97H258ZM38 99V98H37ZM105 99V98H104ZM118 99V100H119ZM190 99V98H189ZM194 99V98H193ZM229 99V98H228ZM248 99V98H247ZM30 100V99H29ZM32 100V98H31ZM30 100V101H31ZM77 100V99H76ZM79 100V99H78ZM81 100V99H80ZM84 100V99H83ZM92 100V99H91ZM90 100V101H91ZM94 100V99H93ZM92 100V101H93ZM110 100V99H109ZM108 100V101H109ZM124 100V99H123ZM187 100V99H186ZM191 100V99H190ZM98 101V99H97ZM101 101V100H100ZM247 101V100H246ZM257 102V100H255ZM26 102V101H25ZM34 102V101H33ZM80 102V101H79ZM83 102V101H82ZM81 102V103H82ZM89 102V100H88ZM102 102V101H101ZM107 102V101H106ZM105 102V103H106ZM118 102V101H116ZM115 102V103H116ZM121 102H123L121 100ZM143 102V101H142ZM184 102V100H183ZM199 102V101H198ZM252 102V101H251ZM254 102V100H253ZM37 103V102H36ZM39 103V102H38ZM74 103V102H73ZM86 102H84L85 105ZM93 103V102H92ZM105 103L103 105H105ZM108 103V102H107ZM111 103V101H110ZM131 103V102H130ZM194 103V101H193ZM202 105L204 104L203 102H201ZM205 103V105H206ZM225 103V102H224ZM223 103V104H224ZM238 103V101H237ZM240 103V102H239ZM27 104V103H25ZM33 104V103H32ZM75 104V103H74ZM87 104V103H86ZM96 104V102H95ZM118 104V103H117ZM123 104V103H121ZM120 104V105H121ZM182 104V103H181ZM200 104V103H199ZM217 104V103H216ZM226 104V103H225ZM66 105V104H65ZM77 104L74 105V108ZM92 105V104H91ZM107 105V104H106ZM186 105V102H185ZM189 106H191L190 104H187ZM194 107V104H192ZM220 105V104H219ZM228 105V104H227ZM226 105V106H227ZM259 105V104H258ZM70 107V105H68ZM82 106V105H81ZM88 105H86L85 107H87ZM114 106V104H113ZM208 106V105H207ZM217 106V105H216ZM215 106V107H216ZM225 106V107H226ZM237 106V105H236ZM250 106V105H249ZM62 107V106H61ZM65 106H63L64 108ZM73 107V106H72ZM77 107V106H76ZM84 107V106H82ZM122 107V105H121ZM204 107V106H203ZM248 107V106H246ZM254 107V106H253ZM252 107V108H253ZM259 107V106H258ZM261 107V105H260ZM27 108V107H26ZM81 108V107H80ZM79 108V109H80ZM88 108V107H87ZM93 108V107H92ZM102 108V107H101ZM192 108V107H191ZM230 108V107H229ZM264 108V107H263ZM65 109V108H64ZM67 109V107H66ZM71 109V108H69ZM68 109V110H69ZM78 109V107L76 108ZM89 109L91 110V108L89 107ZM104 109V108H102ZM198 109V108H197ZM235 109V108H234ZM255 109V107H254ZM258 109V108H257ZM28 110V109H27ZM73 110V109H72ZM94 110V109H93ZM188 110V109H187ZM193 110V109H192ZM195 110V109H194ZM201 110V109H200ZM213 110V109H212ZM252 110V109H251ZM74 111V110H73ZM76 111V110H75ZM84 111H86V108L84 109ZM92 111V110H91ZM154 111V110H153ZM152 111V112H153ZM180 111V110H179ZM185 111V110H184ZM189 111V110H188ZM210 111V110H209ZM236 111V110H235ZM242 111V110H241ZM247 111V109H246ZM245 111V112H246ZM260 111V110H259ZM4 112V110H3ZM5 112H9V110L7 108H5ZM69 112V111H68ZM192 112V111H191ZM196 112V111H195ZM202 112V111H201ZM208 112V111H207ZM244 112V113H245ZM1 113V112H0ZM28 113V114H29ZM60 112L59 116L61 115ZM67 113V112H66ZM65 113V114H66ZM77 113V112H76ZM86 113V112H85ZM92 113V112H91ZM101 113V111H100ZM106 113V112H105ZM155 112H153L154 114ZM178 113V112H177ZM210 113V112H209ZM214 114H218L217 112L213 111ZM234 113V111H233ZM239 113V112H238ZM248 113V112H247ZM251 113V112H250ZM257 113V112H256ZM261 113V111H260ZM259 113V114H260ZM2 114V113H1ZM0 114V134L1 133H5L7 134V136L10 139H15V130L12 126L10 127H6L5 123V118ZM24 114V113H23ZM72 114V113H70ZM69 114V115H70ZM75 115V113H73ZM72 114V116H73ZM78 114V113H77ZM80 114V112H79ZM83 114V112H82ZM90 114V113H88ZM87 114V116H88ZM181 114V113H180ZM179 114V116H180ZM186 114V113H185ZM225 114V113H224ZM262 114V113H261ZM68 115V114H67ZM97 115V112L96 114ZM99 115V114H98ZM102 115V113H101ZM183 115V114H182ZM181 115V116H182ZM190 116V114H187ZM227 115V114H226ZM229 115V114H228ZM240 115V114H239ZM254 115V113H253ZM257 114H255L256 116ZM6 116V115H5ZM28 116V117H29ZM83 116V115H82ZM85 116V115H84ZM86 116V117H87ZM92 116V114L90 115ZM186 116V115H185ZM231 116V115H230ZM247 116V114H246ZM251 116V114H250ZM254 116V117H255ZM262 116V115H261ZM7 117V116H6ZM56 117V116H55ZM58 117V116H57ZM66 117V116H65ZM89 117V116H88ZM87 117V118H88ZM107 117V116H106ZM177 117V116H176ZM232 117V116H231ZM257 117V116H256ZM12 117H10L9 119L11 120ZM33 118V117H32ZM54 118V117H53ZM86 118V119H87ZM170 118V117H169ZM181 118V117H179ZM206 118V117H204ZM244 118V117H243ZM8 119V118H7ZM8 119V120H9ZM21 119V118H20ZM27 119V117H26ZM101 119V118H100ZM115 119V121H114ZM161 119V118H160ZM184 119V117H183ZM191 119V116H190ZM189 119V120H190ZM247 119V118H246ZM249 119V117H248ZM251 119V118H250ZM255 119V118H254ZM9 120V121H10ZM14 120V119H12ZM11 120V121H12ZM56 120V119H55ZM63 120V118H62ZM167 120V119H166ZM174 120V119H173ZM187 119V122L189 121ZM198 120V119H197ZM212 120V119H211ZM244 120V119H243ZM253 119H251L252 122ZM93 121V120H92ZM100 121V120H99ZM151 121V120H150ZM177 121V120H176ZM192 121V120H191ZM199 121V120H198ZM216 121V120H215ZM233 121V120H232ZM241 121V120H240ZM246 121V120H245ZM27 122V121H26ZM29 122V121H28ZM27 122V123H28ZM165 122V121H164ZM172 122V121H171ZM170 122V123H171ZM178 122V121H177ZM180 122V121H179ZM178 122V123H179ZM201 122V121H200ZM211 122V121H210ZM236 123V119H234V121ZM248 122V121H246ZM15 123V122H13ZM35 123V122H34ZM45 123V122H44ZM43 123V124H44ZM88 123V122H87ZM94 123V122H93ZM105 123V122H104ZM175 123V121H174ZM194 123V122H193ZM220 125H225L226 123L228 124V122H226L225 118L221 115L218 114L217 115V122ZM231 123V121H230ZM242 123V122H241ZM17 124V123H16ZM19 124V122H18ZM53 124V123H52ZM103 124V123H102ZM172 124V123H171ZM197 124V122H196ZM205 124V123H204ZM233 124V123H232ZM239 124V122H238ZM249 124V123H247ZM48 125H50L48 123ZM168 125V124H167ZM190 126V124H188ZM214 125V124H213ZM230 125V124H229ZM237 125V124H236ZM246 125V124H245ZM174 126V125H173ZM181 126V125H180ZM185 126V125H184ZM219 126V125H218ZM227 126V125H226ZM232 126V125H231ZM230 126V127H231ZM17 127V125H16ZM172 127V125H171ZM206 127V126H205ZM223 127V126H222ZM178 128V127H176ZM175 128V129H176ZM200 128V127H199ZM208 128V127H206ZM211 128V127H210ZM224 128V127H223ZM261 128V127H260ZM263 128V127H262ZM159 129V128H158ZM187 129V128H186ZM185 129V130H186ZM212 129V128H211ZM216 129V128H215ZM232 129V128H231ZM86 130V129H85ZM167 130V129H166ZM183 130V131H185ZM205 130V129H204ZM259 130V129H258ZM263 129H261L262 131ZM104 131V130H103ZM175 131V130H174ZM202 131V130H201ZM212 131V130H211ZM228 131V130H227ZM84 132V131H83ZM106 132V131H105ZM130 132V133H131ZM166 132V131H165ZM200 132V130H199ZM206 132V131H205ZM217 132V131H216ZM223 132V131H222ZM95 133V131H94ZM97 133V131H96ZM102 133V132H101ZM144 133V132H143ZM148 133V135H149ZM160 133V132H159ZM179 133V132H178ZM204 133V132H203ZM219 133V132H217ZM262 133V132H261ZM85 134V132H84ZM147 134V133H146ZM161 134V133H160ZM164 134V133H163ZM171 134V133H170ZM202 134V133H201ZM210 134V133H208ZM222 134V133H221ZM224 134V133H223ZM222 134V135H223ZM258 134V133H257ZM86 135V134H85ZM100 135V134H99ZM127 135V133H126ZM134 135V134H133ZM140 135V134H139ZM182 135V134H181ZM180 135V136H181ZM246 135V134H245ZM248 135V134H247ZM66 136V135H65ZM84 136V135H83ZM93 136V135H92ZM105 136H107L105 134ZM137 136V134H136ZM161 136V135H160ZM163 136V135H162ZM175 136V135H174ZM213 136V135H212ZM220 136V135H219ZM253 136H256L253 134ZM6 137V136H4ZM64 137V136H62ZM86 137V136H85ZM109 137V136H108ZM140 138V136H137ZM158 137V136H157ZM167 137V136H166ZM26 138V137H25ZM24 138V139H25ZM81 138V137H79ZM102 138V136H101ZM122 138V137H121ZM144 138V137H143ZM177 138V137H175ZM184 138V137H183ZM187 138V137H185ZM211 138V137H210ZM251 138V137H250ZM6 139V138H4ZM23 139V140H24ZM95 139V138H94ZM155 139V138H154ZM166 139V138H165ZM213 139V138H212ZM30 140V139H29ZM84 143H85V138L83 139ZM112 140V139H110ZM144 140V139H143ZM156 140V139H155ZM168 140V139H167ZM246 140V139H244ZM251 140V139H250ZM255 140V138L253 139ZM34 141V140H33ZM32 141V142H33ZM93 141V140H92ZM129 141V140H128ZM252 141V140H251ZM101 142V141H100ZM109 142V141H108ZM179 142V141H178ZM183 142V141H182ZM241 142V141H240ZM34 143V142H33ZM82 143V141H81ZM91 143V142H90ZM93 143V142H92ZM91 143V144H92ZM97 143V142H96ZM113 143V150H112V158L109 159H114L115 157H118V150L119 148L124 145V146H129L130 143L129 142H123L121 141V139H116L115 142ZM251 143V142H250ZM256 143V142H255ZM264 143V142H261ZM69 144V143H68ZM77 144V143H76ZM102 144V143H101ZM107 143H105L106 145ZM142 144V143H141ZM172 144V143H171ZM235 144V143H234ZM239 144V143H238ZM237 144V145H238ZM241 144V143H240ZM252 144V143H251ZM258 144V143H257ZM70 145V144H69ZM72 145H75L72 143ZM71 145V146H72ZM81 145V144H80ZM94 145V144H93ZM96 145V144H95ZM103 145V144H102ZM108 145V144H107ZM111 145V143L109 144ZM236 145V144H235ZM246 144H244L245 146ZM249 145V144H248ZM132 146V145H131ZM239 146V145H238ZM242 146V147H244ZM250 146V145H249ZM255 146V144H254ZM77 147V146H75ZM82 147V146H81ZM86 147V146H85ZM98 147V146H97ZM110 147V146H109ZM103 148V147H102ZM105 148V147H104ZM103 148V149H104ZM107 148V147H106ZM105 148V149H106ZM111 148V147H110ZM136 148V147H135ZM138 148V147H137ZM136 148V149H137ZM241 148V147H240ZM256 148V147H255ZM25 149V148H24ZM87 149V148H84ZM90 149V148H89ZM108 149V148H107ZM122 149V148H120ZM141 149V147H140ZM227 149V148H226ZM229 149V148H228ZM244 149V148H243ZM257 149V148H256ZM261 149V148H260ZM80 150V148H79ZM83 150V149H82ZM98 150V149H96ZM133 150V149H132ZM225 150V149H224ZM29 151V150H28ZM77 151V150H76ZM75 151V152H76ZM102 151V150H101ZM111 151V150H110ZM120 151V150H119ZM122 151V150H121ZM130 151V150H129ZM128 151V153H129ZM137 151V150H136ZM242 151V150H241ZM246 151H249L248 149ZM256 151V150H255ZM74 152V153H75ZM84 151H82L83 153ZM87 152V151H86ZM89 152V151H88ZM87 152V153H88ZM92 154V150L90 151ZM100 152V151H99ZM105 155L107 153H109L108 151H105ZM134 151H132L133 153ZM222 152V151H221ZM220 152V153H221ZM230 152V151H229ZM234 152V151H232ZM252 152V151H251ZM254 152V150H253ZM260 152V150H259ZM258 152V153H259ZM81 153V152H80ZM81 153V154H82ZM102 153V152H100ZM126 153V152H125ZM223 153V152H222ZM240 153V152H239ZM262 153V152H261ZM62 154V153H61ZM65 154V153H64ZM86 154V153H85ZM96 154V153H95ZM219 154V153H218ZM243 154V153H242ZM252 154V153H251ZM255 154V152H254ZM25 155V153H24ZM60 155V154H59ZM78 155V154H77ZM83 155V154H82ZM103 157V154H101ZM104 155V156H105ZM108 155V154H107ZM123 155V153H122ZM125 155V154H124ZM135 155V154H134ZM238 155V154H237ZM246 155V153H245ZM256 155V154H255ZM9 156V155H8ZM22 156V155H21ZM46 156V155H44ZM43 156V157H44ZM62 156V155H61ZM79 156V155H78ZM87 156V155H86ZM84 156V157H86ZM98 156V154H97ZM130 156V155H129ZM240 156H242L240 154ZM248 156V154H247ZM2 157V156H1ZM23 157V156H22ZM25 157V156H24ZM33 158V156H30ZM36 157V156H35ZM34 157V158H35ZM38 157V156H37ZM39 157H42V155ZM76 157V156H75ZM89 157V156H88ZM101 157V158H102ZM121 157V156H119ZM118 157V160H119ZM126 157V156H125ZM140 157V156H139ZM222 157V156H221ZM233 157V155H232ZM260 157H262V154H260ZM259 157V158H260ZM10 158V157H9ZM28 158V157H27ZM33 158V159H34ZM87 158V157H86ZM108 158V156H107ZM107 158H102L103 160L107 159ZM134 158V157H133ZM224 158V157H223ZM226 158V157H225ZM229 158V157H228ZM238 158V157H237ZM244 158V157H243ZM254 158V157H253ZM2 159V158H1ZM20 159V158H19ZM18 159V160H19ZM26 159V158H25ZM29 159V158H28ZM39 158H37L38 160ZM41 159V158H40ZM60 159V158H59ZM77 159V158H76ZM81 160H83L82 158H80ZM89 159V158H88ZM87 159V160H88ZM93 159V158H92ZM248 159V158H247ZM250 159V158H249ZM248 159V161H249ZM263 159V158H262ZM10 160V159H9ZM22 160V159H21ZM65 160V159H64ZM108 160V159H107ZM106 160V162H107ZM229 160V159H228ZM235 160V159H232ZM231 160V161H232ZM240 160V158H239ZM255 160V158L253 159ZM12 161V160H11ZM72 161V159H71ZM86 161V160H85ZM91 161V160H88ZM88 161H86L88 163ZM127 161V160H126ZM137 161V160H136ZM237 161V160H236ZM241 161V160H240ZM246 161V159H245ZM258 161V159L256 160ZM13 162V161H12ZM33 162V160H32ZM37 162V161H36ZM70 162V161H68ZM67 162V164H68ZM84 162V161H82ZM117 162V161H116ZM129 162V161H127ZM133 162V161H132ZM138 162V161H137ZM225 162V161H224ZM17 163V162H16ZM28 163V162H27ZM79 163V161H78ZM81 163V162H80ZM92 163V161H91ZM126 163V162H124ZM134 163V162H133ZM212 163V162H211ZM219 163V162H218ZM221 163H223V161H221ZM252 163V161H251ZM259 163V162H258ZM263 163V162H261ZM25 164V163H24ZM62 164V163H61ZM65 164V163H64ZM83 164V163H82ZM102 164V163H101ZM119 164V163H118ZM121 164V163H120ZM213 164V163H212ZM215 164V163H214ZM213 164V165H214ZM227 164V163H226ZM243 164V165H242ZM242 164H236L235 165V169L239 172V173H252L253 176H251V180L253 179V183H254V190L252 192H246L243 189H238V186H236V189H232L229 190V187L232 185L233 181L229 180V179H225V178H220V179H216L215 174H210L212 176V178L214 177L215 180L212 181V183L210 184V186L204 190L203 194L201 196L197 195L199 192V184L197 183H193L192 181L189 182V180H184L180 186V191L183 195L181 201H179L177 204L173 203V200H169L168 201H160V199L155 201V207L153 209V212L151 213L150 218L148 219V223H147V227L143 230L142 234L140 236H142V238H144L143 243L138 244L137 242H135V240H133V238L130 237H126L124 239H119L118 236V230L116 227H112L113 225H111V227L109 226L108 229H106L105 232H101L102 236L100 235V237H98L96 239V243H95V247L93 249L90 250H86V251H82V252H78L79 255L76 256V259H69L65 256H63V254L60 253L59 254H54V253H48L50 255V257L52 258L54 264H252L253 260L255 261L256 259H258L260 256L263 255L264 253V167H259V168H263L261 171H259V173L251 171L250 166L248 170L245 166L244 163ZM56 165V164H54ZM77 164H75L76 167ZM84 165V164H83ZM86 165V164H85ZM91 165V164H90ZM89 165V167H90ZM212 165V166H213ZM220 165V163H219ZM246 165V164H245ZM249 165V162H248ZM254 165V164H253ZM263 165V164H262ZM21 166V165H19ZM23 166V165H22ZM21 166V167H22ZM69 166V165H68ZM127 166V165H126ZM203 166V165H202ZM210 166V165H209ZM215 166V165H214ZM218 166V165H217ZM221 166V165H220ZM219 166V167H220ZM233 166V165H232ZM264 166V165H263ZM43 167V164H42ZM62 167V166H61ZM64 167V165H63ZM67 167V166H66ZM65 167V168H66ZM74 167V166H73ZM72 167V168H73ZM80 167V166H79ZM77 167V168H79ZM83 167V166H82ZM129 167V166H127ZM125 167V170L126 168ZM138 167V166H137ZM222 167V166H221ZM234 167V166H233ZM27 168V167H26ZM84 168V167H83ZM130 168V167H129ZM133 168V167H131ZM215 168V167H214ZM218 168V167H217ZM224 169V166L222 167ZM221 168V169H222ZM227 168V167H226ZM25 169V168H24ZM43 169V168H42ZM56 169V168H55ZM66 169H70V168H66ZM75 169V168H73ZM116 169V168H115ZM123 169V168H122ZM136 169V168H135ZM211 168L205 166L204 168H202L200 171H203L205 173H208L209 170ZM220 169V170H221ZM3 170V169H2ZM11 170V169H10ZM13 170V169H12ZM20 170V169H19ZM52 172H55L54 169L52 168ZM63 170V169H62ZM65 170V169H64ZM76 170V169H75ZM88 170V169H86ZM85 170V171H86ZM91 170V169H90ZM105 170V168H104ZM124 170V171H125ZM197 170V169H196ZM216 170V169H215ZM219 170V168H218ZM225 170V169H224ZM99 171V170H98ZM127 171V170H126ZM132 171V170H131ZM199 171V170H198ZM222 171V170H221ZM230 171V170H229ZM51 172V173H52ZM58 172V171H57ZM56 172V173H57ZM105 172V171H104ZM108 172H110L108 170ZM113 172V171H112ZM197 172V171H196ZM217 172V171H216ZM227 172V171H226ZM231 172V171H230ZM236 172V171H235ZM237 172V173H238ZM49 173V172H48ZM55 173V175H57ZM65 173V172H64ZM71 175V172H69ZM101 173V172H100ZM128 173V172H125ZM130 173V172H129ZM198 173V172H197ZM200 173V172H199ZM213 173V172H212ZM215 173V172H214ZM50 174V173H49ZM66 174V173H65ZM74 174V173H73ZM102 174V173H101ZM111 174V173H110ZM193 174V173H191ZM221 174V173H220ZM231 174V173H230ZM243 174V176H244ZM61 175V174H60ZM63 175V174H62ZM68 175V174H67ZM79 175V174H78ZM92 175V174H90ZM89 175V176H90ZM99 175V174H98ZM112 175V174H111ZM207 175V174H205ZM202 176L205 177V179L207 177L209 178V183L212 180L211 176ZM226 175V174H223ZM28 176V175H27ZM77 176V175H76ZM96 176V175H94ZM109 176V175H108ZM114 176V175H113ZM228 176V175H227ZM238 176V175H237ZM249 176V177H250ZM14 177V176H13ZM20 177V176H19ZM86 177V176H85ZM100 177V176H99ZM111 177V176H110ZM230 177V175H229ZM228 177V178H229ZM241 177V176H240ZM248 177V178H249ZM5 178V177H4ZM26 178V177H25ZM76 178V177H75ZM87 178V177H86ZM114 178V177H113ZM137 178V177H136ZM184 178V177H183ZM197 178V177H196ZM227 178V177H226ZM185 179V178H184ZM198 179V178H197ZM204 179V178H203ZM247 179V178H246ZM6 180V179H5ZM38 180V179H37ZM78 180V179H77ZM92 180V177H91ZM97 180V179H96ZM95 180V181H96ZM100 181V179H98ZM112 180V179H111ZM118 180V178L116 179ZM125 180V179H123ZM132 180V179H131ZM179 180V179H178ZM182 180V178L180 179ZM238 180V179H237ZM245 180V179H244ZM249 180V179H248ZM7 181V180H6ZM21 181V180H20ZM24 181V180H23ZM22 181V182H23ZM27 181V180H26ZM63 181V180H62ZM94 181V182H95ZM120 181V180H119ZM135 181V180H133ZM137 181V180H136ZM135 181V182H136ZM199 182H202L201 180L198 179ZM246 181V180H245ZM250 181V180H249ZM67 182V181H66ZM66 182H64L63 184L59 185H52L54 186L53 189H51L50 191H48L47 193H45V198H47L48 200H50L51 202H53V206L55 207L56 211H60L62 210V204L65 203L62 200V194L59 196V193L61 191H63L64 186L66 184ZM72 182H75L72 181ZM89 182V181H88ZM93 182V184H94ZM114 182V181H113ZM116 182V181H115ZM123 182V181H122ZM129 182V181H128ZM132 182V181H131ZM235 182V180H234ZM31 183V182H30ZM40 183V182H39ZM92 182H90L89 184H91ZM126 183V184H125ZM124 184L127 185V182H125ZM207 183V182H206ZM208 183V184H209ZM237 183V181H236ZM16 184V183H15ZM20 184V183H18ZM17 184V185H18ZM47 184V183H45ZM78 184V183H77ZM87 184V183H86ZM91 184V185H93ZM111 184V183H110ZM135 183L133 182V188ZM241 184V183H240ZM247 184V183H246ZM252 184V183H251ZM40 186L41 183L39 184ZM44 185V184H43ZM69 185V183H68ZM97 186V184H95ZM178 185V184H177ZM205 185V184H204ZM237 185V184H236ZM19 186V185H18ZM32 186V185H31ZM105 186V185H104ZM102 185V187H104ZM242 186V185H241ZM252 186V185H251ZM23 187V186H22ZM21 187V188H22ZM36 187V186H35ZM79 187V186H78ZM91 187V186H90ZM98 187V186H97ZM106 187V186H105ZM114 187V186H113ZM127 187V186H125ZM165 187V186H164ZM176 187V186H175ZM179 187V185H178ZM176 187V188H178ZM233 187V186H232ZM25 188V186H24ZM71 188V187H70ZM115 188V187H114ZM117 188V187H116ZM119 188V187H118ZM120 188L121 184H120ZM129 188V185H128ZM131 188V187H130ZM129 188V189H130ZM169 188V187H168ZM234 188V187H233ZM245 188V187H243ZM253 188V187H252ZM20 189V188H19ZM68 189V188H67ZM73 189V188H72ZM104 189V188H103ZM246 189V188H245ZM47 190V189H46ZM60 190V192H59ZM98 190V189H97ZM119 190V189H118ZM124 190V189H123ZM132 190V188H131ZM163 190V189H162ZM248 190V189H247ZM20 191V190H18ZM107 191V190H106ZM174 191V190H173ZM251 191V190H250ZM40 192V191H39ZM42 192V191H41ZM40 192V193H41ZM66 192V191H65ZM109 192V191H108ZM117 192V191H116ZM122 192V191H119ZM136 192V189H135ZM167 192V191H166ZM172 192V191H171ZM169 191V193H171ZM43 193V192H42ZM69 193V191H68ZM67 193V194H68ZM107 193V192H105ZM128 193V192H127ZM154 193V192H153ZM164 193V192H163ZM168 193V192H167ZM175 193V192H172ZM3 194V193H2ZM116 194V193H115ZM113 194V195H115ZM121 194V193H120ZM119 194V196H121ZM4 195V194H3ZM25 195V194H24ZM71 195V194H70ZM77 195V194H76ZM79 195V193H78ZM112 195V194H111ZM112 195V196H113ZM117 195V194H116ZM115 195V196H116ZM131 195V194H130ZM139 195V194H138ZM153 195V194H152ZM172 195V194H171ZM86 196V195H85ZM90 196V195H89ZM118 196V195H117ZM117 196L115 198V200L117 199ZM118 196V197H119ZM140 196V195H139ZM138 196V197H139ZM148 196V195H147ZM158 196V195H157ZM160 197H162V195H159ZM168 196V195H167ZM19 197V196H18ZM25 197H29V195L25 196ZM34 197V196H33ZM32 197V198H33ZM44 197V196H43ZM41 196V198H43ZM64 197V195H63ZM68 197V196H66ZM72 197V196H71ZM80 197V196H79ZM82 197V195H81ZM128 197V195H127ZM132 197V196H131ZM134 197V196H133ZM155 197V196H154ZM173 197V196H171ZM37 198V197H36ZM40 198V199H41ZM87 198V197H86ZM100 198V197H99ZM110 198V197H109ZM123 199H126L124 197H122ZM144 198V197H143ZM153 198V197H151ZM158 198V197H157ZM168 198V197H166ZM175 197H173L174 199ZM23 199V198H21ZM27 199V198H26ZM71 199V198H70ZM79 199V198H78ZM85 199V198H84ZM92 199V198H91ZM96 199V198H95ZM98 199V197H97ZM96 199V200H97ZM108 199V198H107ZM120 199V197L118 198ZM122 199V200H123ZM142 199V198H141ZM38 200V199H36ZM44 200V199H43ZM65 200V197H64ZM77 200V199H76ZM75 200V201H76ZM99 200V199H98ZM112 200V199H111ZM121 200V201H122ZM129 200V199H128ZM165 200V199H164ZM178 200V199H177ZM223 200L225 202V207H221L223 206ZM250 201V205L249 203L246 206V212L245 214L251 213V215H253L252 220L247 222L246 221V215L244 213H242L239 208L243 205H245L246 203H244L243 201ZM3 201V200H1ZM17 201V200H16ZM40 201V200H39ZM75 201L73 203H75ZM86 201V200H84ZM134 201V200H133ZM175 201V200H174ZM34 202V201H33ZM41 202V201H40ZM63 202V203H62ZM72 202V201H71ZM78 203H81V201H77ZM87 202V201H86ZM97 202V201H96ZM107 202V201H106ZM112 202V201H111ZM141 202V201H140ZM2 203V202H1ZM45 203V202H44ZM129 203V202H128ZM126 203V204H128ZM134 203V202H133ZM244 203V204H243ZM31 204V203H30ZM35 204V203H34ZM113 204V202H112ZM131 204V203H130ZM138 204V203H137ZM142 204V203H141ZM147 204V203H146ZM154 204V203H153ZM33 205V204H32ZM36 205V204H35ZM43 205V203L41 204ZM83 205V204H82ZM109 205V204H108ZM249 205V206H248ZM39 206V204L37 205V207ZM89 206V205H88ZM97 206V205H96ZM131 206V205H130ZM144 206V205H143ZM148 206V205H147ZM146 206V207H147ZM154 206V205H153ZM34 207V206H33ZM41 207V206H39ZM43 207V206H42ZM92 207V206H91ZM100 207V206H98ZM108 207V206H107ZM121 207V205H120ZM202 208L203 210V214L200 218H197L196 216L192 215L194 213H196L195 211L197 209ZM241 207V208H242ZM46 208V207H44ZM52 208V207H51ZM74 208V207H73ZM77 208V207H76ZM34 209V208H33ZM42 209V208H41ZM54 209V210H55ZM64 209V208H63ZM68 209V208H67ZM98 209V208H97ZM101 209V208H100ZM103 209V208H102ZM131 209H134L133 207ZM130 209V210H131ZM147 209V208H146ZM152 209V208H151ZM170 209H174L177 211V215H176V219L175 220V227L178 230V232L180 233L181 237H183L182 240H184L185 242V246L180 249V251L178 252L177 256L174 258V256H172V252L169 250V248L167 250H164L163 246L166 243V232L169 230L170 228V217L167 214ZM244 209V208H243ZM37 210V209H36ZM47 210V208H46ZM72 210V209H71ZM74 210V209H73ZM76 210V209H75ZM128 210V208H127ZM64 211V210H63ZM67 211V210H66ZM77 211V210H76ZM93 211V210H92ZM97 211V210H96ZM200 211V210H199ZM202 211V210H201ZM39 212V211H38ZM48 212V211H47ZM55 212V211H54ZM65 212V211H64ZM73 212V211H72ZM71 212V213H72ZM132 212V211H131ZM130 212V213H131ZM244 212V211H243ZM44 213V211H43ZM52 213V212H51ZM62 213V212H61ZM95 213V211H94ZM93 213V214H94ZM105 213V212H104ZM174 213V212H173ZM172 213V214H173ZM48 214V213H47ZM69 214V212H68ZM79 214V213H78ZM137 214V213H136ZM141 214V213H140ZM50 215V213H49ZM48 215V216H49ZM59 215V214H57ZM73 215V214H72ZM71 215V219L72 216ZM76 215V214H75ZM102 215V214H101ZM110 215V213H109ZM145 215V214H144ZM143 215V217H144ZM60 216V215H59ZM59 216H57L59 218ZM117 216V215H116ZM119 216V214H118ZM117 216V217H118ZM47 217V216H46ZM54 217V216H53ZM78 217V216H77ZM81 217V216H80ZM100 217V216H98ZM103 217V216H102ZM109 217V216H108ZM113 217V214H112ZM141 217V216H140ZM147 217V216H146ZM175 217V216H174ZM50 218V217H49ZM56 218V216H55ZM57 218V219H58ZM67 218V217H66ZM133 218V217H132ZM135 218V217H134ZM173 218V217H172ZM251 218V217H250ZM249 218V219H250ZM42 219L43 216H42ZM77 219V218H76ZM98 219V218H97ZM100 219V218H99ZM98 219V221H99ZM107 219V218H106ZM109 219V218H108ZM138 219V218H137ZM145 219V218H143ZM61 220V219H59ZM58 220V221H59ZM63 220V218H62ZM80 220V219H79ZM82 220V217H81ZM94 220V219H93ZM192 221L195 225L194 229H189L188 226H186L188 223L187 221ZM44 221V220H43ZM52 221V220H50ZM57 221V220H56ZM77 221V220H76ZM92 221V220H91ZM95 221V220H94ZM102 222H105L104 220H101ZM107 221V220H106ZM111 221V220H109ZM118 221V219H117ZM116 221V222H117ZM123 221V220H122ZM126 223V220H124ZM139 221V220H138ZM189 221V223H190ZM73 222V221H72ZM113 222V221H111ZM121 222V221H120ZM145 222V221H143ZM172 222V221H171ZM44 223V222H43ZM53 223V222H52ZM60 224V222H57ZM71 223V220H70ZM109 223V222H108ZM107 223V224H108ZM140 223V222H139ZM173 223V222H172ZM192 223V224H193ZM3 224V223H2ZM49 224H51L49 222ZM47 224V225H49ZM66 224V222H65ZM76 224V222H75ZM80 224H82L80 222ZM99 224V222H98ZM106 224V223H105ZM112 224V223H111ZM118 224V223H117ZM120 224V223H119ZM56 225V224H54ZM64 225V224H63ZM70 225V224H69ZM78 225V223L76 224V226ZM104 225V224H103ZM109 225V224H108ZM139 225V224H138ZM141 225V223H140ZM189 225V224H188ZM46 226V225H45ZM82 226V225H81ZM89 226V225H88ZM86 226V227H88ZM92 226V225H91ZM90 226V227H91ZM99 226V225H98ZM97 226V227H98ZM123 226V225H122ZM128 226V225H126ZM137 226V225H136ZM174 226V224H173ZM54 227V226H53ZM52 227V228H53ZM59 227V226H58ZM62 227V226H61ZM118 227V226H117ZM124 227V226H123ZM140 227V226H139ZM142 227V225H141ZM5 228V227H4ZM16 228V227H15ZM48 228V227H47ZM45 228V229H47ZM76 228V227H75ZM93 228V227H91ZM127 228V227H126ZM130 228V226H129ZM133 228V227H132ZM7 229V228H6ZM43 229V228H42ZM68 229V228H67ZM142 229V228H141ZM17 230V228H16ZM56 230V229H54ZM64 230V229H63ZM70 230V229H69ZM77 230V229H76ZM126 230V229H125ZM129 230V229H128ZM131 230V229H130ZM140 230V229H139ZM50 231V230H49ZM71 231V230H70ZM88 231V230H87ZM85 231V232H87ZM95 231V230H94ZM98 231V230H97ZM134 231V230H133ZM141 231V230H140ZM23 232V231H22ZM21 232V233H22ZM28 232V231H26ZM89 232V231H88ZM123 232V231H122ZM125 232V231H124ZM123 232V233H124ZM128 232V231H127ZM130 232V231H129ZM176 232V231H175ZM7 233V232H6ZM9 233V232H8ZM12 233V232H11ZM19 233V232H18ZM17 233V234H18ZM30 233V232H29ZM52 233H55L54 231ZM80 233V232H79ZM100 233V232H98ZM121 233V235L123 234ZM161 233H164L162 235H164V237L161 235ZM4 234V233H3ZM10 234V233H9ZM26 234V233H25ZM95 234V233H94ZM168 234V233H167ZM8 235V234H7ZM16 235V234H15ZM57 235V234H55ZM87 235V234H86ZM92 235V234H91ZM97 235V234H96ZM98 235V236H99ZM120 235V234H119ZM26 236V235H24ZM36 236V235H35ZM62 236V235H60ZM58 235V237H60ZM80 236V235H79ZM82 236V235H81ZM123 236V235H122ZM133 236V235H131ZM135 236V235H134ZM139 236V237H140ZM167 236V235H166ZM10 237V236H8ZM23 237V236H21ZM6 238V237H5ZM17 238V237H16ZM27 238V237H26ZM36 238V237H35ZM82 238V237H81ZM88 238V236H87ZM86 238V240H87ZM92 238V237H91ZM22 239V238H21ZM59 239V238H58ZM67 239H70L67 238ZM85 239V237H84ZM10 240V239H9ZM12 240V239H11ZM17 240V239H16ZM15 240V241H16ZM42 240V239H40ZM78 240V238H77ZM169 240L170 239L169 237ZM3 241V239H2ZM14 241V240H13ZM20 241V240H19ZM29 241V240H28ZM68 241V240H66ZM75 241V240H74ZM73 241V242H74ZM80 241V240H79ZM176 241V240H175ZM31 242V241H30ZM72 242V241H71ZM82 242V241H81ZM87 242V241H86ZM93 242V240H92ZM18 243V242H17ZM29 243V242H28ZM90 243V242H89ZM88 243V244H89ZM94 243V242H93ZM140 243V242H139ZM5 244V243H3ZM2 244V246H3ZM12 244V242H11ZM15 244V243H14ZM70 244V243H69ZM178 244V243H177ZM181 244V243H180ZM47 245V244H46ZM62 245V244H61ZM60 245V246H61ZM80 245V242H79ZM90 245V244H89ZM25 246V245H24ZM27 246L30 248H34V246L32 244H27ZM38 246V245H37ZM41 246V245H40ZM57 246V245H55ZM77 246V245H76ZM81 246V245H80ZM85 246V245H83ZM178 246V245H177ZM8 247V245H7ZM15 247V246H14ZM13 247V248H14ZM93 247V246H92ZM182 247V246H181ZM20 248V247H19ZM24 248V247H23ZM27 248V247H26ZM25 248V249H26ZM44 248V247H43ZM84 248V247H83ZM82 248V249H83ZM88 248V247H87ZM86 248V249H87ZM90 248V247H89ZM163 248V250H162ZM8 249V248H7ZM51 249V248H50ZM70 249V248H69ZM75 249V248H74ZM18 251H20L19 249H17ZM16 250V251H17ZM32 250V249H31ZM30 250V253H31ZM34 250V249H33ZM48 250V249H47ZM56 250V249H55ZM78 250V249H77ZM11 251V250H10ZM17 251V252H18ZM40 251V250H39ZM57 251V250H56ZM71 251V250H70ZM76 251V250H75ZM51 252V251H50ZM59 252V251H58ZM63 252V251H62ZM16 254V253H15ZM62 254V255H61ZM18 255V254H17ZM16 255V256H17ZM42 255V254H40ZM75 255V254H74ZM77 255V254H76ZM44 256V255H42ZM29 256H26V258ZM33 257V256H32ZM38 257V256H37ZM73 257V255H72ZM19 258V257H18ZM48 258V257H47ZM20 259V258H19ZM37 259V258H34ZM44 259V258H43ZM50 259V258H49ZM262 259V257H261ZM29 260V259H28ZM260 260V258H259ZM34 261V260H33ZM38 261V260H37ZM45 261V260H44ZM21 262V261H19ZM43 262V261H42ZM48 263V262H47ZM20 264V263H19ZM43 264V263H42ZM255 264V263H254Z\"/></svg>","mask_w":264,"mask_h":264}]
</instances>
